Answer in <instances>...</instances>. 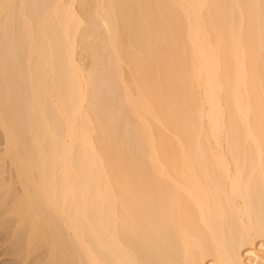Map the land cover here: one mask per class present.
<instances>
[{
	"label": "bare ground",
	"instance_id": "6f19581e",
	"mask_svg": "<svg viewBox=\"0 0 264 264\" xmlns=\"http://www.w3.org/2000/svg\"><path fill=\"white\" fill-rule=\"evenodd\" d=\"M9 264H264V0H0Z\"/></svg>",
	"mask_w": 264,
	"mask_h": 264
},
{
	"label": "rangeland",
	"instance_id": "374dc122",
	"mask_svg": "<svg viewBox=\"0 0 264 264\" xmlns=\"http://www.w3.org/2000/svg\"><path fill=\"white\" fill-rule=\"evenodd\" d=\"M3 251L0 250V264H9V261L11 260V256L4 255L2 253Z\"/></svg>",
	"mask_w": 264,
	"mask_h": 264
}]
</instances>
